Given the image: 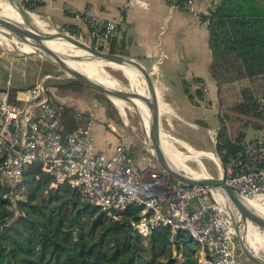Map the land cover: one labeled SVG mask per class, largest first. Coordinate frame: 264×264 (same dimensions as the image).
<instances>
[{
  "label": "built area",
  "instance_id": "1",
  "mask_svg": "<svg viewBox=\"0 0 264 264\" xmlns=\"http://www.w3.org/2000/svg\"><path fill=\"white\" fill-rule=\"evenodd\" d=\"M42 1L23 0L21 5L35 7ZM166 1L171 10L201 19L207 26L211 14L226 0H204L205 12L195 0ZM126 7L145 9L148 3L126 0ZM76 17L89 26L87 45L96 50L108 52L120 38L115 20L99 21L89 13ZM49 79V75L39 77L31 87L21 89L12 87L9 78L0 89V185L9 186L3 200L15 207L25 199L20 187L23 173L36 163L51 178L48 189L68 186L106 218L118 221L129 208H139L128 224L143 239L160 227L169 228L172 241L178 232H185L199 247L195 264H241L234 225L209 188L171 180L155 168L150 153L139 166L122 136L114 143L105 141L106 150L100 149L92 136L95 119L90 114L72 111L75 128L67 131L62 107L49 94ZM256 107L260 117L256 134L241 143L237 159L223 167L222 177L227 187L264 210V94L256 99Z\"/></svg>",
  "mask_w": 264,
  "mask_h": 264
},
{
  "label": "trees",
  "instance_id": "2",
  "mask_svg": "<svg viewBox=\"0 0 264 264\" xmlns=\"http://www.w3.org/2000/svg\"><path fill=\"white\" fill-rule=\"evenodd\" d=\"M39 5L24 8L33 11ZM206 27L209 74L224 107L222 118L258 128L256 99L264 94V15L257 0L222 2ZM70 34L78 31L71 28ZM108 52L125 56L115 42ZM67 82L68 87H84L71 79ZM32 85L23 83L18 88ZM94 95L96 102L112 107L107 98ZM195 95L200 96L201 89ZM188 97L193 102V96ZM241 137L230 140L218 135L215 151L223 167L237 159L244 142ZM50 181L39 164L27 166L20 185L25 199L15 207L2 199L9 186L0 185V264L196 263L198 249L189 234L178 232L172 241L169 228L160 227L143 239L128 224L136 219L139 208H129L114 221L81 201L79 193L68 186L48 189Z\"/></svg>",
  "mask_w": 264,
  "mask_h": 264
},
{
  "label": "crops",
  "instance_id": "3",
  "mask_svg": "<svg viewBox=\"0 0 264 264\" xmlns=\"http://www.w3.org/2000/svg\"><path fill=\"white\" fill-rule=\"evenodd\" d=\"M16 1L20 4L23 2V0ZM145 1L148 3V7L144 9L141 7L127 8L126 0H43L37 7L41 13L37 14L53 28L56 27L68 33H70L71 28H74L78 31V34L73 35L81 36L87 43L91 41L90 28L76 15L89 13L99 21H117L121 34L116 41V47L120 48L122 52L127 51L130 53L127 57L142 63L154 73L159 103L161 102L168 109L166 113L161 114L162 130L165 131V128L168 127L172 137L184 143L188 148L196 152H206L193 148L187 141L176 136L175 133L179 134L180 131L173 124V119L184 122L188 126L193 125V123L182 120L174 112L170 104V101H172L173 104L177 105L173 98V90L170 89V93H168L170 87L159 76L158 69L165 64V69L176 77L179 84H184L189 79L190 85L183 86V91L184 96L188 99V95L193 96V102L189 99L192 103L205 104L206 106L219 104L216 83L209 74L211 55L208 46L207 27L203 25L201 19L189 16L181 11L171 10L166 0ZM195 2L200 11H207L208 5L204 0H195ZM257 4L261 14L264 15V0H257ZM180 66L185 69L183 76L179 71ZM196 78L199 79V83L194 82ZM196 89H201L200 96L195 95ZM186 90L188 93H186ZM60 102H62L61 104L65 109H69L67 114L63 112L64 110L62 111V123L67 131H73L75 128V123L71 117L72 111H80L98 118L100 124L94 125L92 136L100 149L106 150L104 147L105 141L114 143L118 136H122L128 149L132 145L131 140L124 137L121 128H119V131L112 126V122L105 115L104 108L96 100L85 101L80 99V101L70 102L67 99H60ZM167 113L171 114V124L163 117ZM221 114L222 111H218L219 117H222ZM109 122H111L115 132H112L107 126ZM253 129L254 134L250 140L256 134L257 128ZM218 135L212 137V139H215L214 144ZM240 136H242V141L245 142L243 134ZM178 147L181 154H183L184 147L181 145ZM184 150L186 153L188 152L186 148ZM142 153L144 155H140L135 159L139 166L143 165L146 156L144 150H142ZM210 160L216 164L218 174L221 175L223 166L218 155H216V161ZM241 264H244L242 260Z\"/></svg>",
  "mask_w": 264,
  "mask_h": 264
},
{
  "label": "rangeland",
  "instance_id": "4",
  "mask_svg": "<svg viewBox=\"0 0 264 264\" xmlns=\"http://www.w3.org/2000/svg\"><path fill=\"white\" fill-rule=\"evenodd\" d=\"M29 12L36 14L41 13L39 8ZM46 23L48 24V22ZM46 28L51 29L53 27L52 25L48 24ZM69 35L71 34L69 33ZM71 36L78 39V36L76 35ZM78 40L80 41V39ZM81 42L88 44L86 41H84V39ZM123 53L125 56H128V54H130L127 51ZM179 71L183 76L185 72L183 66H180ZM158 74L162 78V80H164V82L169 85L170 88L168 93H170V89L173 90V98L177 102V105L173 104L172 101H170V104L174 112L182 120L193 123V125L188 126L187 124H184V122H179L176 119H173V124L177 126V130L179 129L180 131L179 134L175 133L176 136H179L187 141L193 148L206 151L204 153H207L210 156V159L216 161V143L214 144L215 139H212V137H216L217 134H221L224 138L235 140L243 134L245 142H248L252 138L254 129L250 123L246 124V122L242 121L229 123L222 117H219L218 111H222L223 114L222 109L224 107H222V105L213 104L211 106H206L205 104L202 105L200 103L195 104L192 103L187 97H185L183 86L187 87L190 85L189 79L187 80V82L185 81L186 83L184 84L177 83L176 77L172 75L167 69H165V64L164 66H160V68L158 69ZM19 75H23L24 78L21 79ZM45 75L50 76V79L46 82V85L49 88V94L55 98L57 105L62 107V111L64 110L63 112L65 114L69 112V109H65L63 104H61L62 102H60V99H67L70 102L80 101V99H84L85 101L95 99L94 93L85 87H68L66 83H68L67 80H69V78L55 65L41 60L35 56L19 55L7 40L0 38V89H2L1 87L6 85V82L9 78L11 81V86L17 88L19 87V84H33L39 77ZM101 75L109 78L112 81L114 80L118 89L124 91L129 90V82L124 77L123 73L119 70L114 69L108 65H103ZM100 102L101 101H99V103ZM100 104L102 105L101 107L104 108L106 117L112 122V126L117 128L119 131V128H121L124 137H128V139L131 140L130 142H132V145L129 149L130 155L132 156L134 161L140 155H144V153H142V150H144L145 155L148 156V147L141 130L142 124L134 109L130 105L125 103L117 105L111 102V108H107L102 102ZM110 113L111 117L108 116ZM93 117L95 119V125L100 124L98 122V118H96V116ZM163 117L168 123L171 124L172 117L170 113L165 114ZM111 122H109L108 124L111 125ZM163 132L165 133V135H171L170 137H172V133L168 131V127H166L165 131ZM173 139L176 142L174 144L175 151L180 153V155L181 152L178 146L181 145L187 149L188 152L186 153L183 148V157L191 156V154L197 153L196 151L188 148L184 143L176 140L175 138ZM193 156L195 157L196 154ZM210 159L208 157H200L203 173L207 176L219 177L220 175L218 174L219 172L217 166ZM153 165L155 166V168H157L154 162ZM186 165L193 170H199V167L194 160H187ZM192 243L196 249H199L198 245L195 242ZM260 250L261 248H258L257 253L260 255H264V251ZM236 253H238L239 258H241L242 260V263L249 264L244 259L239 249Z\"/></svg>",
  "mask_w": 264,
  "mask_h": 264
},
{
  "label": "water",
  "instance_id": "5",
  "mask_svg": "<svg viewBox=\"0 0 264 264\" xmlns=\"http://www.w3.org/2000/svg\"><path fill=\"white\" fill-rule=\"evenodd\" d=\"M4 1L16 11L19 19L10 18L0 13V28L18 35L38 52H41L42 49H44V44H46V42L59 41L70 46L73 50L80 52V54L86 58L119 70L123 73L125 78L133 82L137 90L139 89L143 92L142 87L144 86L141 79L138 77V74L143 80H145L146 83H149V88L145 89V93H130L121 89L106 87L71 70L66 67V65L52 57L46 58L42 56L41 53H39L40 55L35 56L55 65L62 72H64L69 79L76 81L85 88L107 98L111 102L116 100L131 105L135 113L138 115L142 127H144L145 134L142 133L144 135L142 136L146 140L148 152L158 169L166 174L171 180L179 184L187 187H207L216 197V194L220 193L224 197L225 201L220 199L218 200L224 205L227 215L234 225L236 241L240 253L249 264H264V255L256 253L247 240L249 228H252L259 234H264V217H262L255 210H251L247 207L245 203L246 200L238 195L234 190L226 186L222 177L223 171L219 177L207 175L203 177H194L174 167L167 157L164 146V132L161 124V114L159 108L160 103L156 88V80L152 70L130 57L96 50L71 35H68L64 31L54 28H40L29 18L28 14L31 12L25 10L18 1ZM136 99L142 101L145 105L148 111V120H150V124L147 125V123L143 120L144 116L135 102ZM227 205L232 207L236 216L232 212L228 211Z\"/></svg>",
  "mask_w": 264,
  "mask_h": 264
},
{
  "label": "bare ground",
  "instance_id": "6",
  "mask_svg": "<svg viewBox=\"0 0 264 264\" xmlns=\"http://www.w3.org/2000/svg\"><path fill=\"white\" fill-rule=\"evenodd\" d=\"M0 13L4 14L10 18L19 19L17 17L16 11L4 0H0ZM28 16L40 28L45 29L48 26V24L45 21H43L42 19H40V17H38V15L36 13H29ZM0 38L7 40L9 42V44L12 45L14 50L19 55L37 56V55H40L39 53H41L42 56H44L46 58L52 57L55 60H58L62 64L66 65V67L70 68L71 70H73V71H75V72H77V73H79V74H81V75H83L89 79H92V80H94V81H96V82H98V83H100L106 87L118 89L114 80L112 81L109 78L101 75L103 64L98 63V62L91 60L89 58H86L85 56L80 54V52L73 50L72 48H70V46H68L64 43H61L59 41L46 42V44H44V49H42L41 52H38L28 42L23 40L18 35L12 33L11 31L2 30L0 28ZM138 77L141 79V81L144 85L142 87L143 92L139 89H138L139 90L138 91L136 89V87L134 86L133 82L126 78L129 82L128 92L137 93V94L142 93L143 94V93H145V89L149 88V83H146L145 80H143L141 78V76H139V74H138ZM120 86H122V85H120ZM125 90H127V89H125ZM135 102H136L137 106L140 108V110L142 111V115L144 116L143 120L147 123V125L150 124V120H148V111H147L145 105L143 104V102L139 101L138 99H136ZM112 103L117 104V105L123 104L122 102H119L116 100H113ZM159 108H160V114L166 113L168 110L165 107V105L162 104L161 102L159 104ZM141 130H142V133L145 134L144 127H142ZM175 143L176 142L172 137H170L169 135H164L165 151H166L167 157L169 158L172 165L174 167L178 168L179 170L185 172L186 174H190L194 177L206 176L203 173V168H202V164L200 162V157L202 156V157L210 158V156L204 152H197V153L191 154V156L183 157L182 154L180 155V153L175 151V148H174ZM195 154H196V156L194 157L193 155H195ZM187 160L188 161L194 160L196 162V164L198 165L199 170L196 171V170L189 168L186 165ZM216 195H217L218 199L225 201L224 197L220 193H217ZM245 203H246L247 207H249L251 210H255L262 217H264V210L261 209L260 206H258L254 201H246ZM227 209H228V211L232 212L235 215V212L233 211L231 206L227 205ZM247 240H248L249 244L252 246V248L256 251V253H257L258 248H261V250L264 251V234H259L256 231H254L252 228H249L248 233H247Z\"/></svg>",
  "mask_w": 264,
  "mask_h": 264
}]
</instances>
